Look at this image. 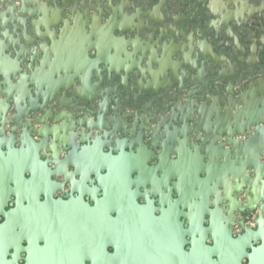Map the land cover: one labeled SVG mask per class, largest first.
<instances>
[{
	"label": "flooded vegetation",
	"instance_id": "obj_1",
	"mask_svg": "<svg viewBox=\"0 0 264 264\" xmlns=\"http://www.w3.org/2000/svg\"><path fill=\"white\" fill-rule=\"evenodd\" d=\"M220 19H231L228 24L233 34L259 23L256 35L249 32V36L254 38L257 55L264 48V0H0V52L11 56L13 50L26 49L23 40L50 49L47 38L58 44L57 34L83 40L89 49L99 39L108 45L107 41L128 37L144 39L143 34L148 33L159 37L158 31L163 35L178 31L191 20L195 21L191 28L203 32L207 24L212 33ZM65 47L74 48V41ZM62 104L66 106L58 109V103H47L36 114L24 111L22 105L12 113L4 103L0 160L21 157L29 148L36 152L39 163L50 167L48 158L38 152L36 127L75 142L67 149L69 159L83 164L80 158L88 145L78 137L81 104L72 101L68 92ZM146 115L141 116L148 118ZM40 119L45 122L39 123ZM135 124L144 126L141 121ZM20 131L29 147L16 141ZM95 134L100 138L107 133L94 130L91 138ZM224 138L190 133L182 148L184 153L198 156L203 154L202 146L229 154ZM239 138L246 139V135L231 140L240 144ZM97 141L100 147L104 144L102 139ZM47 144L60 163L65 147L51 137ZM171 150L166 148L167 164L175 159ZM139 151L145 154L146 165L154 167L152 157L158 150L145 136ZM124 153L134 154L132 150ZM255 158L264 162L261 155ZM57 170L66 176L29 178L23 171L25 178H0V264H264V178L259 174L249 173L246 178H203L202 174L183 178L179 174L170 178L155 171L150 178H135L134 174L132 178H76L71 166L60 164ZM132 200L137 208L130 205ZM60 201L70 204L63 207ZM78 210L85 220L81 227L75 223ZM64 212L71 219L68 238L59 237Z\"/></svg>",
	"mask_w": 264,
	"mask_h": 264
},
{
	"label": "water",
	"instance_id": "obj_2",
	"mask_svg": "<svg viewBox=\"0 0 264 264\" xmlns=\"http://www.w3.org/2000/svg\"><path fill=\"white\" fill-rule=\"evenodd\" d=\"M230 20L220 19L212 33L207 24L203 32L191 28L195 24L191 20L178 31L169 30L164 35L158 31L159 37L148 33L143 34L144 39L128 37L107 41L108 45L99 39V44L89 49L83 40L57 34L58 44L47 38L50 49L40 42L23 40L26 49L13 50L11 56L0 52V114L4 103L12 113L22 105L24 111L38 114L51 102L58 103L59 109L66 106L62 98L68 92L72 101L81 104L83 121L78 137L88 145L80 158L83 164L72 163L67 149L75 142L35 127L33 131L40 137L36 141L38 152L51 166L39 163L36 152L28 148L21 157L0 160V178H25L23 171L29 178H49L50 174L64 177L66 174L57 170L60 164L71 166L76 178H132V174L150 178L155 171L170 178L179 174L183 178H200L201 174L203 178H246L249 173L264 178V162L255 158H264V48L257 55L254 38L249 36V32L256 35L260 24L253 22L245 26L249 31L235 30L233 34ZM68 41H74L75 47L67 49ZM31 44L35 48L29 47ZM136 120L144 126L135 124ZM94 130L107 134L91 138ZM198 132L213 138L224 136L229 154L210 152L204 146L201 156L184 153L185 137ZM242 135L246 139L239 138L240 144L231 140ZM143 136L158 150L152 157L154 167L146 165V156L139 151ZM15 137L27 144L21 131ZM49 137L65 147L60 163L53 159ZM98 139L104 141L101 147ZM167 147L173 149L169 154L175 156L174 163L166 162ZM131 150V157L124 153ZM129 203L133 208L139 206L133 200ZM69 204L60 201L63 207ZM63 215L59 237L68 238L71 219ZM84 221L83 212L78 210L76 225L81 227ZM108 221L112 219L108 217ZM143 254L147 255V250Z\"/></svg>",
	"mask_w": 264,
	"mask_h": 264
}]
</instances>
